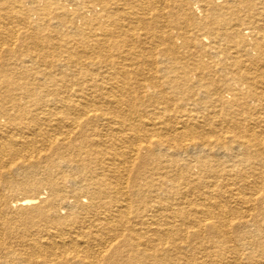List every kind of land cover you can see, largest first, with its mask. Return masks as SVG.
Listing matches in <instances>:
<instances>
[{"label": "bare ground", "instance_id": "1", "mask_svg": "<svg viewBox=\"0 0 264 264\" xmlns=\"http://www.w3.org/2000/svg\"><path fill=\"white\" fill-rule=\"evenodd\" d=\"M2 186L0 264H264V0H0Z\"/></svg>", "mask_w": 264, "mask_h": 264}, {"label": "rangeland", "instance_id": "2", "mask_svg": "<svg viewBox=\"0 0 264 264\" xmlns=\"http://www.w3.org/2000/svg\"><path fill=\"white\" fill-rule=\"evenodd\" d=\"M3 189V190H2ZM1 192L3 193V194H5L6 192H5V187L4 186H2L1 187ZM46 194H44V196H45ZM1 210V209H0ZM31 210H25V211H23L24 213H29ZM20 212V211H19ZM22 212V211H21ZM13 214H18V215H20V213H18L17 211H16V209H11V211H10V213H9V215H13Z\"/></svg>", "mask_w": 264, "mask_h": 264}]
</instances>
